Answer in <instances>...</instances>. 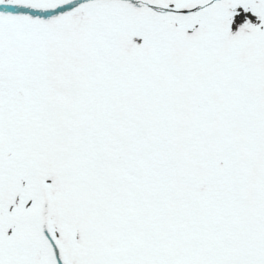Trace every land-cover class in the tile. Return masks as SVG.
Returning a JSON list of instances; mask_svg holds the SVG:
<instances>
[{"label": "snow or ice", "instance_id": "snow-or-ice-1", "mask_svg": "<svg viewBox=\"0 0 264 264\" xmlns=\"http://www.w3.org/2000/svg\"><path fill=\"white\" fill-rule=\"evenodd\" d=\"M0 264H264V0H0Z\"/></svg>", "mask_w": 264, "mask_h": 264}]
</instances>
